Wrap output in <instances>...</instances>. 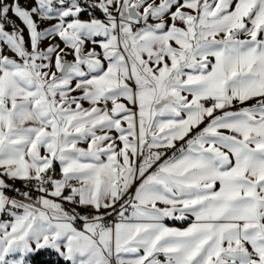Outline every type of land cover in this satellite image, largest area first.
Wrapping results in <instances>:
<instances>
[{"label": "snow or ice", "instance_id": "obj_1", "mask_svg": "<svg viewBox=\"0 0 264 264\" xmlns=\"http://www.w3.org/2000/svg\"><path fill=\"white\" fill-rule=\"evenodd\" d=\"M0 264H264V0H0Z\"/></svg>", "mask_w": 264, "mask_h": 264}, {"label": "crops", "instance_id": "obj_2", "mask_svg": "<svg viewBox=\"0 0 264 264\" xmlns=\"http://www.w3.org/2000/svg\"><path fill=\"white\" fill-rule=\"evenodd\" d=\"M81 18L82 19H87V16H82ZM12 19H15V18H12ZM16 23L19 24L20 22L19 21H16ZM85 106H87V105H85ZM165 222L170 227L182 228V227H187V225H188V222H186V221H172V220H167Z\"/></svg>", "mask_w": 264, "mask_h": 264}, {"label": "built area", "instance_id": "obj_3", "mask_svg": "<svg viewBox=\"0 0 264 264\" xmlns=\"http://www.w3.org/2000/svg\"><path fill=\"white\" fill-rule=\"evenodd\" d=\"M8 23H12V20H9ZM9 31H13V29H8Z\"/></svg>", "mask_w": 264, "mask_h": 264}, {"label": "trees", "instance_id": "obj_4", "mask_svg": "<svg viewBox=\"0 0 264 264\" xmlns=\"http://www.w3.org/2000/svg\"><path fill=\"white\" fill-rule=\"evenodd\" d=\"M249 103H252V102H249Z\"/></svg>", "mask_w": 264, "mask_h": 264}]
</instances>
